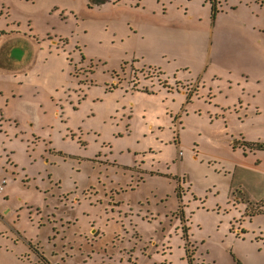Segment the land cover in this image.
Returning a JSON list of instances; mask_svg holds the SVG:
<instances>
[{
    "label": "rangeland",
    "instance_id": "374dc122",
    "mask_svg": "<svg viewBox=\"0 0 264 264\" xmlns=\"http://www.w3.org/2000/svg\"><path fill=\"white\" fill-rule=\"evenodd\" d=\"M8 36L0 264H264V0H0Z\"/></svg>",
    "mask_w": 264,
    "mask_h": 264
},
{
    "label": "flooded vegetation",
    "instance_id": "af4514ba",
    "mask_svg": "<svg viewBox=\"0 0 264 264\" xmlns=\"http://www.w3.org/2000/svg\"><path fill=\"white\" fill-rule=\"evenodd\" d=\"M11 38V36H8L7 38H4L3 39V42H2V45H3V48H1V46H0V64L2 65V66H5V68L7 67V64H8V60H6V58L4 57V49H6V43L8 42V40ZM26 40H28V42L30 43V45H33V42H32V40L31 39H29V38H27L26 37ZM2 50H3V52H2ZM20 60V59H19ZM16 62V60H12L10 63H11V67H10V69H9V71H13L12 73H14L15 72V69H16V65H14V63ZM27 65L25 64V63H23V65H22V68H24V67H26ZM88 73L90 74V76H91V73H90V68H89V70H88ZM88 85H90V79L89 80H86L82 85H81V92L82 91H84V92H86V87L88 86ZM67 98H69V97H66V98H64L63 100L65 101V104H67V105H69V106H72V104H73V102H72V100L71 99H69V100H67ZM69 103V104H68Z\"/></svg>",
    "mask_w": 264,
    "mask_h": 264
},
{
    "label": "crops",
    "instance_id": "0c3cea01",
    "mask_svg": "<svg viewBox=\"0 0 264 264\" xmlns=\"http://www.w3.org/2000/svg\"><path fill=\"white\" fill-rule=\"evenodd\" d=\"M23 58H24V57H23ZM23 58L21 57L20 60H17V64L20 63V61L23 62V61H22ZM15 67H16V66H15ZM6 71H7V70H6ZM6 71L0 69V74H1V73H5ZM0 186H1V185H0ZM74 236H75V235H74ZM75 237H76V236H75ZM76 238H77V237H76ZM79 252H80L81 254H86V256L89 255V253H90V251H86V250H82V251H79ZM86 256H85V258L87 259ZM87 260H89V263H90V258L87 259ZM91 264H92V263H91Z\"/></svg>",
    "mask_w": 264,
    "mask_h": 264
},
{
    "label": "trees",
    "instance_id": "16d2710c",
    "mask_svg": "<svg viewBox=\"0 0 264 264\" xmlns=\"http://www.w3.org/2000/svg\"><path fill=\"white\" fill-rule=\"evenodd\" d=\"M213 9H214V8H213ZM150 74H153V75H155V76H157V77H161L159 71H158L157 69H154V68L150 71ZM151 78H152V77H151ZM159 81H160V83H162V80H161V79H159ZM164 82H165V81H164Z\"/></svg>",
    "mask_w": 264,
    "mask_h": 264
},
{
    "label": "built area",
    "instance_id": "2783aa9c",
    "mask_svg": "<svg viewBox=\"0 0 264 264\" xmlns=\"http://www.w3.org/2000/svg\"><path fill=\"white\" fill-rule=\"evenodd\" d=\"M3 189V186H0V191Z\"/></svg>",
    "mask_w": 264,
    "mask_h": 264
}]
</instances>
